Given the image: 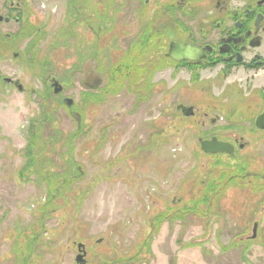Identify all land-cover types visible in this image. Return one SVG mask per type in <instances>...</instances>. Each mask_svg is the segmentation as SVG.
I'll return each mask as SVG.
<instances>
[{"label":"rangeland","instance_id":"1","mask_svg":"<svg viewBox=\"0 0 264 264\" xmlns=\"http://www.w3.org/2000/svg\"><path fill=\"white\" fill-rule=\"evenodd\" d=\"M20 1L0 0V17L11 18L0 21V38L28 30L31 37L14 42L19 52H25L37 37L36 28L44 27L35 64L39 67L48 59L57 79L85 58L86 43L98 48V59L91 58L88 64L81 60L80 73L74 74L62 94L76 104L87 91L85 82L97 88L106 80L97 71L99 61L107 68L115 65L140 31L139 1L88 0L111 23L109 29L99 37L92 28H97L93 24L98 15L90 13L89 27H79L66 46H59L65 1L27 0L30 14L24 13L17 22L18 13L10 7ZM158 1L156 7L152 2L150 10L165 4ZM16 55L0 45V264H18L16 255L25 251L24 244L33 234L45 242L35 245V255L26 264H77L79 244L86 246L87 264H122L120 260L133 255H141L143 263L137 264H264V132L252 127L253 118L264 107V74L256 78L239 74L226 80L209 70L194 82L183 70L159 69L151 99L136 111L135 96L127 90L100 104L90 103L86 129L74 142L75 159L83 169L81 179L71 183L69 191L74 192L54 202L58 208L48 215L46 185L37 186L35 175L26 182L20 178L27 161L29 122L40 109L36 91L43 89V83ZM5 78L12 82L3 83ZM180 104L193 106L195 116L178 113ZM55 114L68 139L80 127V117L64 108ZM217 115L223 120L212 126ZM225 127H230L226 137L236 134L248 143L235 155L249 162L246 181L250 185L233 187L205 205L210 210L204 216L163 220L145 251L142 244L153 220L169 207H185L201 193V181L215 161L202 152L199 140L211 138L215 131L225 133ZM52 130L46 125L41 137L49 139ZM58 141L45 155L63 172L68 147ZM219 172L214 169L215 175Z\"/></svg>","mask_w":264,"mask_h":264},{"label":"flooded vegetation","instance_id":"2","mask_svg":"<svg viewBox=\"0 0 264 264\" xmlns=\"http://www.w3.org/2000/svg\"><path fill=\"white\" fill-rule=\"evenodd\" d=\"M64 1L66 3V11L61 32L63 34L66 33L69 37L66 38L65 43H60L61 45L59 46H66L70 42V38L74 37L75 30L79 27H89V23L91 22H89L90 13L95 15L97 13L98 15L96 18L97 23L93 24L97 28L93 26L92 28H94L93 31L95 33H99V37L109 29L111 23L105 20V17L101 18L97 6L91 5L88 0ZM136 1L140 3L138 16L140 31L132 39L126 52L120 53L115 66L120 67L122 64L130 62L133 64L131 65V69L134 73L138 72L140 68H146L147 72L143 73L140 78L136 76L126 78V87H152L154 85L153 78L155 73H152L156 62L155 56L157 55H163L170 60L168 65L162 70H183L191 75L194 82L200 80L202 72L209 70L217 72L216 78L226 80L239 74H247L252 78L264 74V0H164L165 4L161 3L158 8L151 10L152 2H154V7H156L155 3L157 5L159 1ZM13 3L15 2H12L10 8L18 13L17 22L23 17L22 15L26 16V13L30 14L29 9H27L29 6L27 0H21L14 5ZM107 12L109 11L107 10ZM2 20L10 22L11 18H2ZM41 28H36L37 37L45 30L44 27L43 30ZM66 30H68L69 34ZM6 36L9 37L10 35ZM60 41L63 42L62 39ZM40 45L41 43L39 42L37 48ZM172 45L193 47L198 51L200 58L175 61L168 56ZM86 47L87 53L84 59L88 64L89 59H98L96 57L98 48L95 46L89 48V43H86ZM107 54L109 53L107 52ZM84 59L81 57L77 64L66 69L69 71L71 82L74 74L80 73L77 68L82 69L81 60L84 62ZM99 62L97 71L105 77L102 72L107 67L103 65V61ZM100 74L99 76H101ZM88 76L89 73L85 74V78L88 79ZM54 81L56 79H53L51 83L54 94H62L65 90L63 84H61L62 90L59 93H55ZM105 82L104 78L102 86L105 85ZM85 85L87 87V91L85 92L94 94L100 93L104 87L93 88L87 82H85ZM69 86H71V83ZM65 100L66 98H63V101L66 103ZM68 105L72 107L73 104L68 103ZM181 106L185 105H178L176 111L186 117L184 111L179 109ZM193 116H195V111ZM222 120L223 117L217 115V118L211 120L210 123L212 126H216V123ZM203 125L205 126V124ZM252 127L256 132H264V107L253 118ZM220 130H222V127ZM227 130L225 133L215 131V133H211V138L199 140L200 148L202 141L217 139L220 142L231 144L234 147V152L229 156L236 157V152L244 149L248 143L244 142L243 137L238 138L236 134H233L234 136L232 137H226L225 134H229ZM78 246L86 248L84 244H79Z\"/></svg>","mask_w":264,"mask_h":264},{"label":"trees","instance_id":"3","mask_svg":"<svg viewBox=\"0 0 264 264\" xmlns=\"http://www.w3.org/2000/svg\"><path fill=\"white\" fill-rule=\"evenodd\" d=\"M59 33V39H62V43H65L67 40L66 38L69 36L66 35V33L63 34L61 31ZM32 35L33 34L31 33L28 34V30H25L24 33L21 32L18 35H10L9 37L4 36L3 38H0V45L10 51V53L18 52L19 55L16 57L17 60L24 62V66H27L28 69L32 68L35 71V75L41 81H43L44 84V89L42 91H36L38 98L41 99L40 109L38 115L35 118H32L29 122V127L27 129L28 147L25 154L27 161L24 168L20 171V178L23 180L26 179V182L31 176L35 175L37 178L35 180L37 186L42 184L46 185L47 202L45 204L46 206L44 211H46V214L49 215V211L58 208L54 205V202L60 201L61 199H64V197L66 198V196L69 194L71 195L74 191H69V188L73 183H76L81 179L83 169H81V165L78 164L75 159V151H77V148L74 146V142L77 140V138L81 137L83 131L86 129L87 125L85 120V111L88 105L90 103L100 104L109 98L120 94L122 91L127 90L128 93L135 96L133 111H136L141 104L146 103L151 99L154 86L126 87V78L130 76H136L140 78L143 73L147 72L146 68H140L138 72L134 73L131 69V65L133 64L130 62L124 63L120 67L112 65L102 72L106 77V82L100 93L94 94L91 92H83L78 103H74L72 107H69V105L63 101V93L60 95H55L51 86L53 79H56L61 84H63L64 88L66 89V87H68L71 83L69 71L65 70L59 80L51 73L53 68L51 63L48 64L50 62L48 59L44 60L39 67L35 64L37 54L39 53L37 46L41 40L40 35L36 39L30 41L28 45V51L19 52L15 47V41H19L21 37L24 40L28 39ZM7 45L9 46L7 47ZM155 59L156 62L152 74L157 72L159 69L165 68L170 61L163 55H157L155 56ZM77 70L80 71V68H77ZM59 108H64L71 116L76 114L80 117L79 120H77L80 127L76 132L71 133V135L68 136V139L64 138L65 135L60 130L57 120L55 119V116H57L55 112ZM53 115L55 116L53 117ZM46 125H51L53 129L52 135L49 139H44L41 137ZM59 139H61L64 142V145L68 147L67 152L65 153L67 155L63 156L62 158V163L65 164L64 168H66V170L63 172L57 171V168L53 166L54 164H52L50 159H46L45 155V153H47L48 147H52L55 143H58ZM206 156L214 160L215 163H213L211 160L212 164L210 166V171L206 174L204 179H202L203 176L200 177V179H202L201 184H203L201 193L196 198L185 204V207H169L167 210L160 213V219L158 217L157 219L153 220L152 224L154 226L148 233V236L145 238V243L142 244V249H145V251L149 249L152 237L157 233L159 223L163 220L173 221L176 218L183 219L185 215L193 214L204 216L209 212L208 210H210V208L206 207L205 205L212 204L214 201H218L220 197L225 196L226 192L233 187H246L250 185L249 182L246 181L249 178L247 176V172L249 170L248 161L229 155ZM215 168L221 169V172L215 175ZM76 193L77 192L74 194ZM78 196H76V198ZM203 205L206 207V209L204 208L205 210H202ZM178 208L180 211H175ZM42 223L43 222L40 224ZM43 241L45 242L41 235H31V238L25 242L26 245L24 244L25 251L23 253H19L18 256L16 255L18 264H26V262L30 260L31 256L34 254L35 245L38 243V246H43ZM140 261L143 263L141 255H133L128 259L120 260L119 263L137 264Z\"/></svg>","mask_w":264,"mask_h":264},{"label":"water","instance_id":"4","mask_svg":"<svg viewBox=\"0 0 264 264\" xmlns=\"http://www.w3.org/2000/svg\"><path fill=\"white\" fill-rule=\"evenodd\" d=\"M2 20V17H0ZM170 58L175 61L182 60H195L200 58L198 51L190 46H181V45H172L170 49V53L168 54ZM6 83H11L12 80L7 78L4 80ZM55 93H59L62 90V86L58 82H54ZM21 89V88H20ZM68 103H72L70 99L67 100ZM179 109L184 111V115L186 117H191L194 115L193 107L181 106ZM201 149L205 154L215 155V154H228L231 155L234 152V147L231 144L220 142L217 139H212L210 141H202ZM258 225L255 224L253 230V238H255L257 233ZM79 252H82V246H79ZM86 253H81L76 257V262L78 264H85L84 258Z\"/></svg>","mask_w":264,"mask_h":264}]
</instances>
